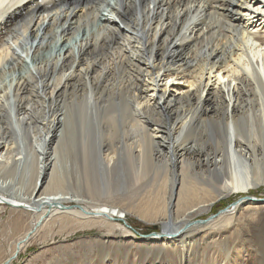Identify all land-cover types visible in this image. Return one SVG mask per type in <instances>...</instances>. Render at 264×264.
Wrapping results in <instances>:
<instances>
[{
	"label": "bare ground",
	"instance_id": "obj_1",
	"mask_svg": "<svg viewBox=\"0 0 264 264\" xmlns=\"http://www.w3.org/2000/svg\"><path fill=\"white\" fill-rule=\"evenodd\" d=\"M156 177L174 179L162 214L125 208L160 222L147 240L176 264L191 254L169 219L182 200L209 210L264 187V0H0V204L15 232L14 212L36 216L12 255L52 215L121 226L117 188ZM262 211L246 200L211 225L213 264H259Z\"/></svg>",
	"mask_w": 264,
	"mask_h": 264
},
{
	"label": "rangeland",
	"instance_id": "obj_2",
	"mask_svg": "<svg viewBox=\"0 0 264 264\" xmlns=\"http://www.w3.org/2000/svg\"><path fill=\"white\" fill-rule=\"evenodd\" d=\"M162 179L166 180V182ZM173 180L174 179L161 177L145 178L134 185L128 184L127 181L125 185L123 184L121 187H118V193L114 195L119 196L120 204L118 205H120L126 213L124 217H119V219L113 223L121 226H103L98 219H95V222H86L85 226H80L78 221L72 218V216L65 215V217H59L57 215H52V220L55 219L56 221H48V219L47 223L43 225L42 228H38L31 242H29L18 254L15 253L17 254L15 258V254L12 255L13 249L10 251L7 245L13 242L16 243L17 235L21 234L24 229L27 230V228H30L32 223H35L36 216L31 218L25 213L16 215L18 212H14L15 216L22 217L21 230L15 232L11 223L13 210L8 206L2 207L0 204V249L4 250L3 254L7 255L8 258L12 255L11 257L13 258L9 264H176V257L169 252L167 247H162L161 243H152L143 238V236H147L151 232H160V222L158 220L143 219L138 217V215L135 214L136 212L128 211L125 208L129 199L135 203L151 200L155 202L156 205L159 204L154 207L152 213L156 212V214L158 213L160 216L164 204L167 205L169 202L168 194H170L169 191L171 189L169 185H171L170 183L173 182ZM174 192H177L176 188L173 189L172 193L175 194ZM246 197L258 200L257 203H264V187L252 190L249 194L229 195L215 202V204L212 205L213 207L211 206L209 210L206 209L207 205L205 208H200L202 206V200L205 199L203 194H198L192 200H182L178 207L174 208L175 212L169 219L174 223L182 225L183 229H188L183 233L187 234V242L190 243L191 248L189 249V254L190 252L191 254L186 261L187 264H213V259L216 258L208 253V249L212 246L211 240L208 238L209 234H211L209 228L215 223L218 224L217 219L219 217H225L226 213L236 204L240 203L245 205L247 200ZM171 200H174L171 201L172 204L176 202L174 196ZM24 209L28 213L31 211L29 209L27 210V208ZM88 210H93V208H88ZM222 210L224 211L217 214ZM211 215H215L214 218L208 219ZM262 215H264V213H262ZM204 220H207V222L186 226V224H189L188 222L191 223ZM47 225H50V229L46 228ZM256 225L257 223L255 222L253 226ZM155 226L157 229H154ZM12 227L13 231L11 230ZM5 236L7 242L3 244V237L5 239ZM194 237H198L197 240L194 239ZM242 254V257H245V259L249 256L247 251H242ZM9 259H6L5 263H7ZM250 261L252 264H256L258 256L254 253V256L246 259L245 263L238 261L235 264H248ZM261 262L262 264L264 263V256H261V261L258 263L260 264Z\"/></svg>",
	"mask_w": 264,
	"mask_h": 264
},
{
	"label": "water",
	"instance_id": "obj_3",
	"mask_svg": "<svg viewBox=\"0 0 264 264\" xmlns=\"http://www.w3.org/2000/svg\"><path fill=\"white\" fill-rule=\"evenodd\" d=\"M246 199L247 200H253V198L252 199H250V197H246ZM253 201H255V202H258V200H253ZM264 201V200H263ZM235 204V203H234ZM224 210H222V211H219L217 214H219L220 212H223ZM216 215V214H215ZM215 215H211L208 219H213L214 218V216ZM207 219V220H208ZM120 220H122V219H120ZM207 220H204V221H194V222H188L189 224H186V226H189L190 224H192V225H195L196 223L197 224H203V223H205V222H207ZM124 224H125V222H123ZM126 225V224H125ZM128 228H130L128 225H126ZM154 229H157L156 228V226L154 227ZM164 235H166L165 234V231H164V229H163V227L161 226L160 227V232H151L149 235H147V236H143V238H145V239H147V238H153V237H157V236H164ZM17 256V254H15L14 255V258ZM5 264H7V263H5Z\"/></svg>",
	"mask_w": 264,
	"mask_h": 264
},
{
	"label": "trees",
	"instance_id": "obj_4",
	"mask_svg": "<svg viewBox=\"0 0 264 264\" xmlns=\"http://www.w3.org/2000/svg\"><path fill=\"white\" fill-rule=\"evenodd\" d=\"M213 207V206H212ZM215 207V206H214Z\"/></svg>",
	"mask_w": 264,
	"mask_h": 264
}]
</instances>
